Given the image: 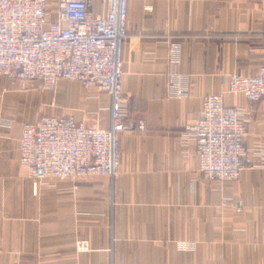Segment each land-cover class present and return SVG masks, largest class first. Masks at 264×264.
Listing matches in <instances>:
<instances>
[{
	"label": "crops",
	"instance_id": "0c3cea01",
	"mask_svg": "<svg viewBox=\"0 0 264 264\" xmlns=\"http://www.w3.org/2000/svg\"><path fill=\"white\" fill-rule=\"evenodd\" d=\"M89 12L108 6L92 0ZM126 34L129 129L114 179L43 182L35 193L19 165L24 126L55 116L108 129L111 96L0 76V264H264V152L254 151L264 146V102L228 92L229 76L264 67V0H129ZM177 76L184 99L169 93ZM208 94L249 113L239 180H206L196 142L183 141Z\"/></svg>",
	"mask_w": 264,
	"mask_h": 264
},
{
	"label": "built area",
	"instance_id": "2783aa9c",
	"mask_svg": "<svg viewBox=\"0 0 264 264\" xmlns=\"http://www.w3.org/2000/svg\"><path fill=\"white\" fill-rule=\"evenodd\" d=\"M92 0H0V76L54 89L60 81L79 82L111 96L108 129L89 127L73 117L49 116L26 124L19 146L20 169L37 193L51 180L114 179L120 168V135L129 129L130 104L123 95V53L129 0H104L105 16L91 17ZM174 84L169 93L186 98ZM228 92L249 102H264V67L255 76L233 74ZM249 113L225 104L223 95L203 98L200 118L185 126L183 141L197 145L199 172L210 181L239 180L245 170L244 139ZM136 128L146 129L140 120ZM259 156L264 146H255ZM264 166V157L261 159ZM242 208H238L241 212ZM192 249L191 244H184ZM78 250H90L79 243Z\"/></svg>",
	"mask_w": 264,
	"mask_h": 264
},
{
	"label": "rangeland",
	"instance_id": "374dc122",
	"mask_svg": "<svg viewBox=\"0 0 264 264\" xmlns=\"http://www.w3.org/2000/svg\"><path fill=\"white\" fill-rule=\"evenodd\" d=\"M20 84H22V85H24V86L27 85L26 83H21V82H20ZM89 127H92V126H89ZM97 178H99V177H97ZM55 181H62V180H51V181H47V182H55ZM79 243H87V242H78V243H77V250H78V244H79ZM87 244H88V243H87ZM78 252L83 253V251H79V250H78Z\"/></svg>",
	"mask_w": 264,
	"mask_h": 264
}]
</instances>
